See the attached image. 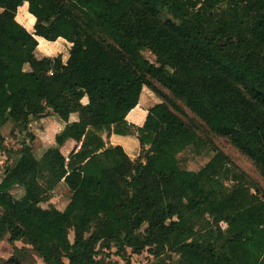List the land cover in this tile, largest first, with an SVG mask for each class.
<instances>
[{
    "label": "trees",
    "instance_id": "obj_1",
    "mask_svg": "<svg viewBox=\"0 0 264 264\" xmlns=\"http://www.w3.org/2000/svg\"><path fill=\"white\" fill-rule=\"evenodd\" d=\"M26 2L34 33L17 20ZM37 37L71 43L69 59L40 58ZM145 88L160 100L148 110ZM49 113L66 123L57 144L78 146L38 159L24 144L6 169L0 241L13 252L0 264H111L99 256L113 248L158 264H264V193L204 133L227 138L264 178V0H0V150L5 124L28 130ZM135 132V159L109 143ZM188 149L211 159L183 168ZM61 182L67 206L43 207Z\"/></svg>",
    "mask_w": 264,
    "mask_h": 264
},
{
    "label": "rangeland",
    "instance_id": "obj_2",
    "mask_svg": "<svg viewBox=\"0 0 264 264\" xmlns=\"http://www.w3.org/2000/svg\"><path fill=\"white\" fill-rule=\"evenodd\" d=\"M167 17L173 18L172 15L167 14ZM23 18L27 19L25 25L28 29L34 32L35 16L29 12V8L23 7L20 9L17 19L22 21ZM39 46L37 55L41 58L42 54L56 57L62 55L63 61L66 62L70 56V45L63 46L61 41L50 42L44 38H39ZM72 47V46H71ZM61 51V52H60ZM145 55L151 60L156 61V57L149 51L145 52ZM28 69V66H26ZM156 97V96H155ZM86 101V100H85ZM193 117V115L188 112ZM78 115V114H76ZM75 115V116H76ZM72 117V116H71ZM74 119V115H73ZM72 120V118H71ZM66 123L62 121L57 115L49 113L44 118H37L32 120L29 125V129L26 130L24 125H16L10 121L2 127V132L5 137V143L0 150V180L3 178L5 171L8 167H11L20 158V149L24 144H29L33 147L36 158L41 159L47 150L51 148H59L61 152L68 158L71 152L78 146L75 141H69L63 146H59L56 142V135H58L65 128ZM137 126V125H135ZM205 136L210 138L226 155L232 160V164L236 167L237 172L242 173L248 180L253 183H257L264 193V178L261 176L259 170L255 164L245 155H243L231 142L224 137H218L206 130ZM133 135H137L135 132ZM138 137V135H137ZM139 140V139H138ZM109 143L110 139H109ZM212 153L208 151L196 152L194 149H188L181 154V166L183 168L199 171L201 170L211 159ZM230 186V183H227ZM24 195V189L18 187L14 191V196L20 199ZM48 199L42 206L48 208L50 206H56L60 210H63L69 203L71 192L68 186L61 182L57 187L48 193ZM7 236L3 241H0V258L7 259L12 255L13 245L8 241ZM70 238L74 239V233L71 232ZM19 247L24 246L23 242H17ZM116 248L112 250H105L99 256V258L105 259L111 264H127L130 260L131 264H158L159 259L154 258L147 250L134 254L131 249L128 250L127 259L120 257L116 254ZM177 256L174 254L173 259ZM175 261V260H174ZM33 264H46L42 258L35 255L31 261Z\"/></svg>",
    "mask_w": 264,
    "mask_h": 264
},
{
    "label": "crops",
    "instance_id": "obj_3",
    "mask_svg": "<svg viewBox=\"0 0 264 264\" xmlns=\"http://www.w3.org/2000/svg\"><path fill=\"white\" fill-rule=\"evenodd\" d=\"M29 8V4L28 2L24 3V5H22L21 7H19L18 9V13L20 11L21 8L25 7ZM18 16V14H17ZM18 20V19H17ZM19 21V20H18ZM22 25H24L27 29L28 27L25 25V22H27L26 18H23L22 21H19ZM31 33H34L31 31V29H28ZM33 30L35 31V29L33 28ZM37 39L40 42L39 37H37ZM61 41L63 43V46L67 47V44L70 45V49L72 44L69 43L68 41H66L63 38L58 39L56 42ZM38 51V50H37ZM61 52V51H60ZM38 54V53H37ZM39 56V55H38ZM44 56H50V55H46V54H42L41 58ZM154 95L149 89L145 88L141 101H140V105L143 109L148 110L150 107H152L154 104L159 103L160 100L158 99V97ZM134 111H132L129 116L127 117V120L132 123L135 124L137 126H143V123L145 121V115H143L140 112H135L133 115H131ZM73 115H74V119H73ZM76 114H72V120L70 118V122L72 121H77L78 120V115ZM69 141H73V140H69ZM69 141H67L66 143H68ZM110 142L112 145H121L124 147V149L126 150V152L128 153V155L132 158L135 159L137 157L140 156L141 154V146H140V142L138 140L137 135H127V136H122V135H117V134H113L110 137ZM3 179V178H2ZM2 179L0 180V182L2 181Z\"/></svg>",
    "mask_w": 264,
    "mask_h": 264
},
{
    "label": "built area",
    "instance_id": "obj_4",
    "mask_svg": "<svg viewBox=\"0 0 264 264\" xmlns=\"http://www.w3.org/2000/svg\"><path fill=\"white\" fill-rule=\"evenodd\" d=\"M221 226H222L223 228H225V227H226V224H225V223H222Z\"/></svg>",
    "mask_w": 264,
    "mask_h": 264
}]
</instances>
